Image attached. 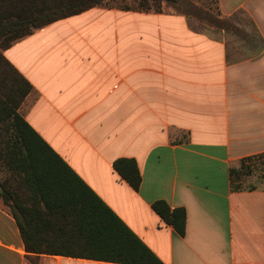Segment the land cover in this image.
Segmentation results:
<instances>
[{
  "label": "crops",
  "instance_id": "crops-1",
  "mask_svg": "<svg viewBox=\"0 0 264 264\" xmlns=\"http://www.w3.org/2000/svg\"><path fill=\"white\" fill-rule=\"evenodd\" d=\"M216 2L252 33L195 31L177 0H104L2 52L31 86L23 120L161 264H264V187L229 178L264 155V0ZM121 158L137 191L112 168ZM155 201L185 211L183 236ZM0 219L13 225L0 264H118L26 254L11 212ZM64 239L46 249L88 248Z\"/></svg>",
  "mask_w": 264,
  "mask_h": 264
},
{
  "label": "trees",
  "instance_id": "trees-1",
  "mask_svg": "<svg viewBox=\"0 0 264 264\" xmlns=\"http://www.w3.org/2000/svg\"><path fill=\"white\" fill-rule=\"evenodd\" d=\"M104 0H0V199L15 220L26 254L84 257L118 264H161L145 245L87 188L28 126L19 107L30 84L3 57L18 40L59 20L101 6ZM113 170L134 191L140 174L131 159ZM234 170H229L232 184ZM151 208L179 236L185 211L163 201ZM55 230L48 239L43 232ZM71 234H70V233ZM83 243L87 249H46L55 242ZM45 247V249H43Z\"/></svg>",
  "mask_w": 264,
  "mask_h": 264
},
{
  "label": "rangeland",
  "instance_id": "rangeland-1",
  "mask_svg": "<svg viewBox=\"0 0 264 264\" xmlns=\"http://www.w3.org/2000/svg\"><path fill=\"white\" fill-rule=\"evenodd\" d=\"M174 7L178 13L185 15L195 31L215 37L221 34V30L224 34L231 36H239L240 33H237L236 30L241 28L247 30L248 35L252 33L247 18L242 14H234L228 19L219 17L216 0H177V6ZM233 170V186L240 189L264 187V155L247 159L242 162L241 166H237ZM5 177L6 172L0 166V180ZM3 214L10 215V211L2 204L0 199V216H3ZM11 225L0 219V241L3 237L11 236V230H13L11 229L13 225Z\"/></svg>",
  "mask_w": 264,
  "mask_h": 264
}]
</instances>
